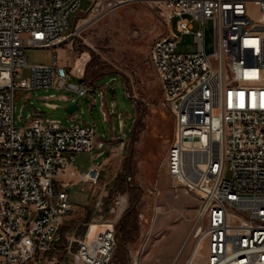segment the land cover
<instances>
[{
	"label": "built area",
	"instance_id": "built-area-1",
	"mask_svg": "<svg viewBox=\"0 0 264 264\" xmlns=\"http://www.w3.org/2000/svg\"><path fill=\"white\" fill-rule=\"evenodd\" d=\"M89 1L88 10L101 13L141 0ZM152 1L166 8L172 25L175 20V28L151 47L173 115L166 169L200 201L187 264L201 250L205 264H264V0ZM81 2L0 0V264L52 263L42 257L72 209L69 182L58 176L78 151L102 144L89 123L64 125L59 118L41 117L14 123L16 89L58 85L80 96L93 89L88 82L68 81L69 70L56 54L51 64L29 65L25 56L29 47L56 50L74 35L68 15L83 10ZM207 19L214 29L210 53ZM188 32H194L197 49L179 51ZM99 175L100 168L91 165L82 179L94 183ZM116 243L114 222H90L74 258L109 264Z\"/></svg>",
	"mask_w": 264,
	"mask_h": 264
},
{
	"label": "rangeland",
	"instance_id": "rangeland-1",
	"mask_svg": "<svg viewBox=\"0 0 264 264\" xmlns=\"http://www.w3.org/2000/svg\"><path fill=\"white\" fill-rule=\"evenodd\" d=\"M90 6L89 0H82L83 10L69 13V24L76 25V33L60 47H29L25 56L29 65L51 64L56 54L58 63L69 70L68 81L84 83L85 77L90 86H96L95 95L90 101L88 93L80 96L58 85L48 89H16L14 123L27 124L29 117L21 116L23 105L29 104V111L33 107L45 109L44 96L54 92L57 97L53 100L60 107L53 116L68 124L72 112L67 106L76 99L77 119L93 124L98 138H124L125 150L100 167L96 182L79 178L70 182L72 209L63 219L60 241L44 253L41 261L52 258L51 264H86L76 261L74 253L89 223L112 221L117 243L109 264H187L195 246L192 232L200 201L195 194L176 185L167 173L166 153L172 139L173 115L164 102L162 83L151 62L154 41L175 28V20L172 25L166 8L152 0L108 6L101 13L88 10ZM198 26L194 21L193 30ZM177 49L194 52V32L183 33ZM205 49L209 53L214 50L211 19L205 25ZM95 71L99 74L96 78L103 76L94 85L91 77ZM22 73L29 75V68H23ZM106 83L103 98L100 86ZM62 94L69 98H59ZM103 101L108 115L103 113ZM98 151L97 146L92 151H78L75 169L83 171L100 161L102 157H94ZM231 173L227 168L225 175L229 178ZM194 264H205L204 250Z\"/></svg>",
	"mask_w": 264,
	"mask_h": 264
},
{
	"label": "crops",
	"instance_id": "crops-1",
	"mask_svg": "<svg viewBox=\"0 0 264 264\" xmlns=\"http://www.w3.org/2000/svg\"><path fill=\"white\" fill-rule=\"evenodd\" d=\"M80 68V67H79ZM81 69V68H80ZM71 70V69H70ZM73 71V70H71ZM84 72L83 68H82V71H80V73L82 74ZM86 82V81H85ZM105 86H100V89H101V93H106V90H104ZM46 89V88H45ZM97 88L96 86L93 87V89L89 92H91V94L88 92L89 94V97L88 99L91 101V96L92 94L95 95V92H96ZM102 95V94H101ZM56 94L54 92H50L49 94H46L44 96V107H33L32 110H28V107L30 106L29 104H25L23 105V107L21 108V116H28L29 117V121L30 122L34 117H41L43 119L45 118H59V117H56V116H53L54 114V110L59 108L60 107V104L53 100L54 98H56ZM59 98H63V99H68L69 97L65 94H62L61 96H58ZM102 97L104 98V95H102ZM95 100V98H94ZM74 102H72L71 104H69L67 106V108L73 104H75L77 106L76 109L72 110V111H69V112H72L69 116H68V120H69V123L66 124L64 123L62 120V123L64 125H72V124H75V123H87L85 121H81L79 119H77V113L75 112L78 108H79V104L77 103L76 99H73ZM27 105V113L26 115L23 114V108ZM103 113L107 111L104 109V106H105V101H103ZM108 115V114H106ZM60 119V118H59ZM124 121V120H123ZM135 121V120H134ZM91 124V123H89ZM124 122H123V125H122V130L124 131ZM96 130V129H95ZM125 134V132H124ZM96 140L97 142H101L102 144L101 145H96L98 148H99V151L94 155V157H97V158H100L102 157V159L100 161H98L97 163H91L88 168L93 165V166H98L99 168L102 167L105 163H107V161H109L114 155H118L119 153H123L125 148H124V138H119L117 136H113L111 139L109 140H103L101 138H98L96 136ZM122 144V145H121ZM76 160V159H75ZM87 168V169H88ZM86 169V170H87ZM86 170H83V171H77L75 169V163L73 162L68 168H66L65 172L61 173L59 176L61 175H67L63 178H60V179H63L67 182H69V185H70V182L74 179V178H79L81 181H83L82 179V172H85ZM68 190H69V187H68ZM70 193V192H69ZM72 202V201H71Z\"/></svg>",
	"mask_w": 264,
	"mask_h": 264
},
{
	"label": "trees",
	"instance_id": "trees-1",
	"mask_svg": "<svg viewBox=\"0 0 264 264\" xmlns=\"http://www.w3.org/2000/svg\"><path fill=\"white\" fill-rule=\"evenodd\" d=\"M98 75H99V74H98V71H95V72L93 73L92 77H91L92 82H93L94 85H95L96 81L99 80V79H101L102 76H103V75H101L100 77L96 78ZM82 80H83V82H85V81H86V78L83 77ZM61 227H62V225L60 226V229H59V232H58V234H57V236H56V239H55L54 245L57 244L58 241H60V236H59V235H60V233H61ZM119 243H120V242H119Z\"/></svg>",
	"mask_w": 264,
	"mask_h": 264
},
{
	"label": "water",
	"instance_id": "water-1",
	"mask_svg": "<svg viewBox=\"0 0 264 264\" xmlns=\"http://www.w3.org/2000/svg\"><path fill=\"white\" fill-rule=\"evenodd\" d=\"M113 92L115 91V89L114 88H110ZM77 108V106L75 105V104H73V105H71V106H69L68 108H67V110L68 111H72V110H74V109H76ZM27 105L23 108V114L24 115H26V113H27Z\"/></svg>",
	"mask_w": 264,
	"mask_h": 264
},
{
	"label": "bare ground",
	"instance_id": "bare-ground-1",
	"mask_svg": "<svg viewBox=\"0 0 264 264\" xmlns=\"http://www.w3.org/2000/svg\"><path fill=\"white\" fill-rule=\"evenodd\" d=\"M193 253V252H192ZM192 255V254H191Z\"/></svg>",
	"mask_w": 264,
	"mask_h": 264
}]
</instances>
